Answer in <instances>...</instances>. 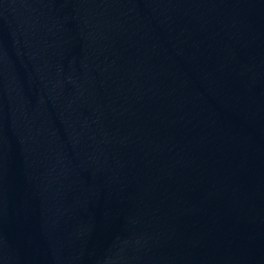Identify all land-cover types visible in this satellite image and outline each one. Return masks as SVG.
<instances>
[{
  "label": "water",
  "instance_id": "95a60500",
  "mask_svg": "<svg viewBox=\"0 0 264 264\" xmlns=\"http://www.w3.org/2000/svg\"><path fill=\"white\" fill-rule=\"evenodd\" d=\"M0 264H264V0H0Z\"/></svg>",
  "mask_w": 264,
  "mask_h": 264
}]
</instances>
